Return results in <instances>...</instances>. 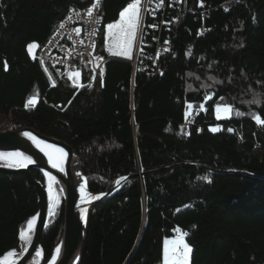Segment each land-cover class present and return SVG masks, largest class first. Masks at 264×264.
Returning a JSON list of instances; mask_svg holds the SVG:
<instances>
[{
  "label": "trees",
  "instance_id": "obj_1",
  "mask_svg": "<svg viewBox=\"0 0 264 264\" xmlns=\"http://www.w3.org/2000/svg\"><path fill=\"white\" fill-rule=\"evenodd\" d=\"M134 1L100 0L103 67L72 60L71 79L39 51L93 0H0V120L71 145L93 194L129 177L88 211L78 264H161L175 227L193 249L190 264H264V0H162L157 20L168 25L145 28L142 50L154 54L165 39L170 48L152 71L106 49L107 24ZM211 95L228 117L216 118ZM199 105L208 111L183 132ZM38 208L25 175L0 172V256ZM51 217L43 263L60 240L63 203Z\"/></svg>",
  "mask_w": 264,
  "mask_h": 264
},
{
  "label": "water",
  "instance_id": "obj_2",
  "mask_svg": "<svg viewBox=\"0 0 264 264\" xmlns=\"http://www.w3.org/2000/svg\"><path fill=\"white\" fill-rule=\"evenodd\" d=\"M25 133H29L36 140L62 148L64 150V158L61 167L64 168V171L60 172L58 168H53L48 161V157L36 146L35 141L30 136H26ZM0 153H22L24 156L32 158L34 162L28 163L27 166L17 164L10 167V163L22 160V157H0V172L10 175H25L37 194L39 204L38 211L33 215L37 217V222L34 225L27 249L10 264H27L39 249L40 240L47 229L52 215V200H50L47 190L49 176L55 177L53 182L60 187L63 199L64 224L57 245V249L60 250L59 253L57 250L53 251L50 258L45 263L41 261L40 264H78L81 260L86 238L88 211L103 201L112 199L116 191L129 177H125L126 179L117 183L113 189L107 192L91 193L76 149L65 141L43 135L32 127H22L17 130H0ZM56 155L58 154L54 153V157ZM33 170L42 173L46 180L45 184L33 176ZM45 173L48 175H45ZM82 188L83 190L86 189L92 197L90 205L86 207H83L80 202ZM19 240L20 235L16 245L0 256V264H3L9 252L17 248Z\"/></svg>",
  "mask_w": 264,
  "mask_h": 264
},
{
  "label": "built area",
  "instance_id": "obj_3",
  "mask_svg": "<svg viewBox=\"0 0 264 264\" xmlns=\"http://www.w3.org/2000/svg\"><path fill=\"white\" fill-rule=\"evenodd\" d=\"M150 3V0H148ZM179 0H174L177 2ZM186 1V0H185ZM147 0H144V7L148 12H151V17L154 18V24L150 25V30L158 32V23L161 26H167L168 23L164 19H158V15L164 11V5H157L158 7L146 6ZM178 3V2H177ZM89 8V7H88ZM87 8V9H88ZM87 9L78 13H74L69 22L65 21V24L57 31L51 41L42 50L43 56L48 62L53 64H63L67 66L68 74L71 79L74 77V67H71V61L81 60L83 63H91L95 72H99L103 64L96 68L94 62V46L96 44V35L98 33V24L101 23V17L98 16L100 10V0H93L92 6L89 8L93 10L92 14L87 12ZM91 25V26H90ZM93 28V29H92ZM144 32H146L144 28ZM148 32H146L147 34ZM155 52H149L142 49H138L137 54L130 62L133 64L134 69L152 71L155 68L156 62L160 56H164L169 50V40L165 39L163 43L159 40L156 41ZM146 46L150 47V43L144 42ZM72 75V76H71ZM32 102V100H30ZM208 111V107L205 105L193 106L189 118L185 117L182 123L183 132L187 133L189 125L195 123L199 115L205 114ZM178 231L174 233L176 239H181L183 231L181 228H177Z\"/></svg>",
  "mask_w": 264,
  "mask_h": 264
},
{
  "label": "snow or ice",
  "instance_id": "obj_4",
  "mask_svg": "<svg viewBox=\"0 0 264 264\" xmlns=\"http://www.w3.org/2000/svg\"><path fill=\"white\" fill-rule=\"evenodd\" d=\"M138 7L136 3H129L127 7L120 13V23H110L107 25V29L109 33L116 41V47L119 49L117 52H113V55H125L127 56L129 51L132 48L133 39L136 35L137 31V23H138ZM115 29V32L112 30ZM36 45L32 44L29 48H35ZM111 51V48L109 49ZM253 103H258V101H253ZM191 106V105H189ZM224 112H230V107H224ZM219 111V109H217ZM237 115H241V113H237ZM213 131H217V129H213ZM228 131H232V129H228ZM26 136H30L29 133H25ZM36 143V146L40 148L42 152L48 157V161L53 168H58L60 172L64 171V168L61 167L64 158V150L62 148L56 147L55 145L46 144L44 141L36 140L35 137H31ZM54 153L58 154L54 157ZM0 157H22V160L16 161L14 163H10L9 166H16L19 164L20 166H27L28 163H33L31 157L24 156L22 153H0ZM45 175H48L45 173ZM49 185H48V193L50 200H54L55 197L52 194V182L55 181V177L49 176ZM126 179V178H121ZM201 179L208 180V177H202ZM208 182H211L210 180ZM119 183V181H117ZM83 192V188L81 189ZM37 222V217L33 216L28 221V229L27 234L24 232L20 233L21 239L30 240L31 233L34 230V225ZM186 235V234H185ZM171 246L169 249L168 246ZM171 250L172 255H169V251ZM59 249L57 252L59 253ZM192 252L191 247L185 242L184 239H172L165 240V250H164V264H190V253ZM13 252H9L8 256H13ZM39 255V253H37ZM3 264H8L7 258Z\"/></svg>",
  "mask_w": 264,
  "mask_h": 264
},
{
  "label": "rangeland",
  "instance_id": "obj_5",
  "mask_svg": "<svg viewBox=\"0 0 264 264\" xmlns=\"http://www.w3.org/2000/svg\"><path fill=\"white\" fill-rule=\"evenodd\" d=\"M133 3H136L137 4V7H138V23H137V31H136V35H135V37H134V39H133V44H132V48H131V50L129 51V53H128V55L127 56H125V55H113L112 53L113 52H117V51H119V49L116 47V41H115V39L111 36V34L109 33V30L107 29V27H106V49H107V51H108V53H109V55H113V56H119V57H125V58H131L132 57V59L134 60V56L137 54V51H138V49H139V47H138V43H141V41H139L138 40V36H139V29L141 28V26L142 25H144L145 24V21L147 22V19L148 18H150V19H154L153 17H151V16H148V10H146L147 8L146 7H144V0H142V1H134ZM163 3V1L162 0H150V3H149V1L147 0V2H146V6L148 7V6H150V4L152 5V7H158L157 5H159V7H160V5ZM92 6V4L89 6V8ZM87 9V12L89 13L90 11V13L92 14V12H94L93 10H91V9ZM125 9V8H124ZM123 9V10H124ZM122 10V11H123ZM74 14H72L70 17H68L65 21L66 22H69L70 20H71V17L73 16ZM98 16H99V12H98V14H97ZM65 21L63 22V24L62 25H64L65 24ZM101 23H102V21H101ZM101 23L100 24H98L99 26L101 25ZM110 23H120V17L118 18V20H116V21H113V22H110ZM110 23H108V24H110ZM107 24V25H108ZM91 26V25H90ZM99 26H98V30H99ZM93 29V28H92ZM116 30L115 29H113L112 30V32H115ZM143 31H144V28H143ZM137 38V39H136ZM140 46V45H139ZM95 48H96V45L94 46V62H95V67L96 68H98V67H100L103 63H104V61L105 60H102V58L100 57V56H98V55H96V53H95ZM111 48V51H109V49ZM34 51V50H33ZM39 56H40V60L42 61V62H46L47 60L46 59H43V58H45L44 56H43V51H39ZM83 63V62H82ZM138 66L139 65H137L136 67H137V69H138ZM93 67V66H92ZM93 70H94V67H93ZM68 71V70H67ZM94 73H96L95 72V70H94ZM72 76V75H71ZM211 100H213V102L215 103V116H216V118H226V117H228L230 114H231V108H230V112H228V113H226V112H224V107H226V106H220V105H216V102H217V100H214L213 99V97H212V95L211 96H209L208 98H207V101H211ZM217 109H219V111H217ZM190 113H191V110H189V112L186 114V118L188 117L189 118V116H190ZM185 119V118H184ZM17 129H19V127H15V125H13L12 123H11V119H10V116L9 117H3V118H1V120H0V130H17ZM46 181V180H45ZM62 203H63V199H62V195H61V192H60V194H59V196H58V199H57V202L55 203V207H54V209H53V211H52V219L54 218V217H56L57 215H58V213H59V209L61 208V205H62ZM25 229H26V226L24 227V229H23V232L25 231ZM172 239H175L174 237H166V238H164V241H163V253H162V260H161V264H164V250H165V240H172ZM184 240H185V242L187 243V241H186V239L185 238H183ZM188 244V243H187ZM189 245V244H188ZM190 246V245H189ZM169 247V249H171V246L169 245L168 246ZM191 247V246H190ZM191 249H192V247H191ZM193 250V249H192ZM169 255L171 256L172 255V253H171V250L169 251ZM191 255H192V252L190 253V261H191ZM41 261H43V257H42V254H41V252H40V254L38 255V256H36V257H34V258H32V260H30V264H40L41 263Z\"/></svg>",
  "mask_w": 264,
  "mask_h": 264
},
{
  "label": "bare ground",
  "instance_id": "obj_6",
  "mask_svg": "<svg viewBox=\"0 0 264 264\" xmlns=\"http://www.w3.org/2000/svg\"><path fill=\"white\" fill-rule=\"evenodd\" d=\"M148 16H152L151 15V12H148ZM150 25H152L151 23H149ZM149 24H144L141 26V28L139 29V36H138V40L141 41V43H138V47L140 49H142V42H147L148 39L147 37H145L144 35H146V32L143 31V28H148L150 29V25ZM137 39V38H136ZM140 45V46H139ZM49 185V183H48ZM47 190H48V187H47ZM60 187L57 183L55 182H52V194L53 196L55 197L54 200H52V211L55 207V203L57 202V199H58V196L60 194ZM49 194V193H48ZM92 200V197L90 196V194L87 192L86 189L83 190V192H81V197H80V202L82 204L83 207H86V206H89L90 205V201ZM24 229V228H23ZM23 229L21 230V232H23ZM27 229H28V222L26 224V229L24 231L25 234H27ZM176 230L178 231V229L175 227L174 228V233L176 232ZM20 232V233H21ZM32 234V233H31ZM59 243V242H58ZM29 244V240H24V239H21V236H20V240H19V244L17 246V248H15L14 250H12L11 252L14 253L13 256L9 257L7 255V261H8V264H10L14 259L17 258V256H19L20 254L24 253V251L27 249V246ZM58 245V244H57ZM55 246V248L53 249V251L57 250V247L58 246ZM37 253L40 254V246H39V249L38 251L32 256V258L38 256ZM32 258L30 260H32ZM30 260L28 261L27 264H30Z\"/></svg>",
  "mask_w": 264,
  "mask_h": 264
},
{
  "label": "crops",
  "instance_id": "obj_7",
  "mask_svg": "<svg viewBox=\"0 0 264 264\" xmlns=\"http://www.w3.org/2000/svg\"><path fill=\"white\" fill-rule=\"evenodd\" d=\"M218 119H220V118H218Z\"/></svg>",
  "mask_w": 264,
  "mask_h": 264
}]
</instances>
